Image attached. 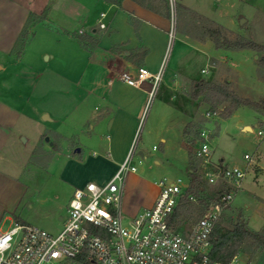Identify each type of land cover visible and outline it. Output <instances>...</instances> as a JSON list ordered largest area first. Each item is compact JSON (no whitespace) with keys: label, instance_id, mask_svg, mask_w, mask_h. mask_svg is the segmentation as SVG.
Returning a JSON list of instances; mask_svg holds the SVG:
<instances>
[{"label":"crops","instance_id":"obj_1","mask_svg":"<svg viewBox=\"0 0 264 264\" xmlns=\"http://www.w3.org/2000/svg\"><path fill=\"white\" fill-rule=\"evenodd\" d=\"M216 1L223 8L240 0ZM180 6L205 17L212 28L200 36L180 32L172 66L154 93L152 117L158 122L151 123L148 138L139 137L135 145L133 157L140 164L148 163L152 172L140 170L135 163L138 172L128 174L122 202L127 218L152 206L159 193L156 181L172 174L174 161L188 173L184 129L196 123L203 95L195 99L192 93L199 81L229 83L239 96L252 101L257 100V91L264 94L259 73L254 83L241 80L234 54L248 49L219 48L211 35L219 30L222 37L239 38L244 17L221 22L185 0ZM44 13L46 17L34 26L17 57L14 49L31 15ZM170 27L168 0H119L118 4L111 0H0V232L13 223L33 225L24 214L26 205L33 207V195L41 202L46 198L40 195L71 199L75 189L113 177L133 147L153 89L152 80L134 87L122 81L120 74L137 76L141 67L158 74L167 55ZM76 35L84 36L89 47ZM196 59L201 62L198 68ZM241 110L231 119L237 120L242 131L255 132L253 125L239 120ZM257 114L264 124V114ZM32 125L59 139L41 145L49 156L47 162L40 161L42 154H34L40 140L31 149L24 148L30 141L24 136ZM227 134L229 128L219 139ZM33 158H37L34 163ZM158 168L167 169L166 174L158 176ZM41 172L48 174L43 181L37 179ZM185 180L189 182V173ZM66 203L53 213L61 222L67 215L61 213L67 210Z\"/></svg>","mask_w":264,"mask_h":264},{"label":"built area","instance_id":"obj_2","mask_svg":"<svg viewBox=\"0 0 264 264\" xmlns=\"http://www.w3.org/2000/svg\"><path fill=\"white\" fill-rule=\"evenodd\" d=\"M176 2L169 0L172 18L168 50L176 38ZM166 58L158 74L141 67L137 76L123 72L119 78L134 87L152 80V97L164 74ZM218 114V111H207L205 116L212 118ZM256 127L257 134L264 137V125ZM134 149L133 144L108 182H91L75 189L63 228L57 234L21 223L0 232V264H246L239 253L228 263L213 261L211 238L251 167L257 164L255 156L246 153L243 167L215 161L209 133L201 129V140L195 148L200 171L206 183L218 186L222 192L188 224L189 218L184 213L176 215L189 187L183 178L159 179L156 181L159 193L152 206L133 217L123 215L126 178L138 172L133 161ZM188 199L198 202L192 195Z\"/></svg>","mask_w":264,"mask_h":264},{"label":"rangeland","instance_id":"obj_3","mask_svg":"<svg viewBox=\"0 0 264 264\" xmlns=\"http://www.w3.org/2000/svg\"><path fill=\"white\" fill-rule=\"evenodd\" d=\"M185 2H188L193 8L199 11L202 10V12H207L208 10L209 14H214L218 20H221V22H227L232 18H239L241 16L244 17L247 22L244 25H241L239 22L240 26L238 28V35L251 38L261 44H264V0H240L237 3L235 2L236 5L234 4L233 6H225L223 8L220 6L221 2H217L216 0H185ZM180 3L181 0H177L175 5L176 38L167 52V58L163 68L165 70L164 73L166 74L169 70V67L172 66V62L174 61L173 58L177 50V45L180 44V32H186L194 34L195 36H200L205 35L206 31L209 28H212V24L209 20H207L203 16L196 14L195 12H187L185 10H182ZM225 3H227V1ZM168 11L171 20L172 14L169 0ZM259 57H264V52L257 53L253 50L248 49L238 51L234 54L235 62L236 64H238V69L242 73L241 80H243L245 83H254L255 80L258 78L257 75L260 69ZM197 60L198 59H196L195 63L197 64L196 66L198 68V66L201 65V62ZM257 66L259 67V69H257ZM204 75L207 76V74ZM259 77L261 78L260 75ZM232 90L237 93L236 90ZM261 91L262 90L257 91L261 94L259 93L257 95V100H255L254 102L262 103L264 101V94H262ZM252 96L256 97V95ZM155 99L156 98L154 95L150 98L146 112L140 122V126L135 138L136 142H134V145L138 144V142L140 141L139 137H143L144 139L148 138L147 130L151 127V123L153 124L155 122H158L156 120H154L153 122L154 118L152 117L153 108L156 104ZM199 104L200 105H198L199 110L197 112L196 124L200 125V129H205L209 133L210 144L214 153L215 160L225 158V162H227V164H229L230 166L238 165L243 167L246 164L244 160V155L246 153H249L251 155H254L257 161V164L251 167L248 175L244 179L243 186L235 196L233 203L225 211L224 217L221 220V225L228 229H231L233 227L234 222H236L239 218H242L248 223V225L252 229L257 231H263L264 137H261L257 134L256 127L257 125H264L261 123L262 117L257 114L256 110L248 106H243L240 112L239 120L244 123L253 125L255 130V132H246L242 131L239 127L237 128V120L231 119L233 115L229 118H223L221 116L220 111L224 110L226 107L229 106L228 102L220 104L218 109V116L212 118H206L205 116V113L207 111H210L211 104L206 103L203 100H201ZM49 125L53 127L54 123L51 122L49 123ZM228 128L229 134L219 139V135H223L224 131ZM43 131L44 130L41 126L32 125L29 129V133L27 134V136H24L29 138L30 140L24 145V148L25 150L31 149L35 141L40 140V146L36 149L34 154H42V156H40L39 158L40 161L47 162L49 160V156L44 155V150L41 148V145H48L52 142L57 143L59 139L52 134L46 135V133ZM216 131L218 132V134H215ZM47 138H49L48 141ZM199 142L200 141H198V143ZM135 155L136 152L134 153V157ZM36 160L37 158H33L32 162L34 163L36 162ZM194 160L200 163V160L198 158L195 159L194 157ZM133 161L134 164H139L140 170L145 169L148 173L152 172V169L149 167L148 163L140 164L138 163V161H136L135 158ZM31 168H35L33 164ZM155 170L159 172L158 176H164L167 171V169L162 168H158ZM170 172L172 174L167 176L173 179H177L180 177L185 180L188 174L184 165L177 161H174ZM39 174L40 175H38L37 178L39 181H43V178L48 175L45 172H41ZM206 186L210 195H217L216 190L219 189L218 186L210 185L207 183ZM40 197L46 199L41 202L37 201L34 195L32 196L30 202L32 203L33 207L31 208L30 205H26L24 214L30 219V222L33 225H39V227L46 229L50 233L57 234L58 232H60V230H62L63 222H61L58 217L54 215L55 210H57V208H59V206H61L62 203L66 202L67 200L65 206L67 207V210L64 209L61 211L62 215L65 216L68 211L70 198L68 199V195H58L57 197H55V195H40ZM246 204L249 205L248 208H246ZM260 204L261 206H259ZM196 211L197 212L194 211L193 213H190L189 220L187 221L188 224L194 222V220L198 218V206L196 208ZM14 225L15 224L13 223L10 228ZM239 254L243 262H245L246 264H264V249L257 247L256 244L252 242L245 243L242 249L240 250Z\"/></svg>","mask_w":264,"mask_h":264},{"label":"trees","instance_id":"obj_4","mask_svg":"<svg viewBox=\"0 0 264 264\" xmlns=\"http://www.w3.org/2000/svg\"><path fill=\"white\" fill-rule=\"evenodd\" d=\"M114 3H119V0H111ZM44 13L41 17L33 14L23 29L19 40L15 46L14 52L17 57H20L25 50L28 42L33 35V28L39 22L41 18H45ZM211 35L215 38L216 46L219 48H226L232 50H243L250 49L257 53L264 52V44H261L251 38L240 36L237 39L231 40L222 37L219 30H213ZM80 43L83 46L89 47L88 40L82 35H76ZM91 43V42H90ZM96 44L97 41H92ZM259 75L264 81V57H259ZM203 95V101L211 104L210 111H218L220 104L228 102L229 106L224 110L220 111L223 118L231 117L236 110L240 107L248 106L259 113L264 114V101L262 103L251 101L239 96L230 88L229 83L217 84L206 80L199 81L194 87L192 93L193 98ZM219 112V111H218ZM184 140L185 146L188 151L189 157V187L186 189L180 207L177 210L176 215L184 213L189 218L190 213L196 211L197 206L199 207V216L203 213L205 208L219 195L222 190L217 189L215 196H212L208 192L206 181L203 179L200 171V163L195 154V148L198 141L201 140V129L200 125L196 123H189L184 129ZM194 196L198 202H193L188 199V196ZM198 216V217H199ZM212 250L210 257L213 261H219L222 263H228L236 254L240 252L243 245L247 242L256 244L257 247L264 249V229L263 231H257L252 229L248 223L239 218L234 222L233 227L228 229L222 225L215 228L212 234Z\"/></svg>","mask_w":264,"mask_h":264},{"label":"water","instance_id":"obj_5","mask_svg":"<svg viewBox=\"0 0 264 264\" xmlns=\"http://www.w3.org/2000/svg\"><path fill=\"white\" fill-rule=\"evenodd\" d=\"M245 22H246V19H245V18H242V19L240 20V24H241V25H243Z\"/></svg>","mask_w":264,"mask_h":264}]
</instances>
